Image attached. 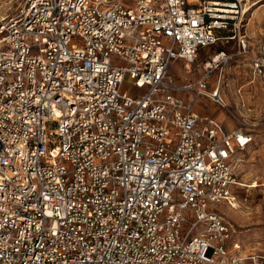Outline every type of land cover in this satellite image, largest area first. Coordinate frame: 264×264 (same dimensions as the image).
I'll return each instance as SVG.
<instances>
[{"label":"built area","instance_id":"2783aa9c","mask_svg":"<svg viewBox=\"0 0 264 264\" xmlns=\"http://www.w3.org/2000/svg\"><path fill=\"white\" fill-rule=\"evenodd\" d=\"M132 2L0 0V264H247L217 207L246 200L253 133L176 94L226 108L232 53L181 82L169 67L233 39L253 80L264 37L242 0Z\"/></svg>","mask_w":264,"mask_h":264},{"label":"rangeland","instance_id":"374dc122","mask_svg":"<svg viewBox=\"0 0 264 264\" xmlns=\"http://www.w3.org/2000/svg\"><path fill=\"white\" fill-rule=\"evenodd\" d=\"M242 1L244 7L250 8L244 12L241 30L264 35V0ZM124 3L133 2L124 0ZM221 48L232 53L224 66L221 85V94L227 103L223 109L227 115V124L250 130L253 141L247 150L240 153L242 161L237 169L242 185H238L236 191L239 197L246 196V200H243L240 207L232 209L222 204L218 206L235 227L230 242L231 250L244 256L245 263L251 264L247 258L249 253H264V74L252 80L247 59L234 53L233 39H219L201 49L197 59L188 68L181 63L177 73L180 76L197 77L201 70L200 61ZM255 181L259 185L251 187Z\"/></svg>","mask_w":264,"mask_h":264},{"label":"crops","instance_id":"0c3cea01","mask_svg":"<svg viewBox=\"0 0 264 264\" xmlns=\"http://www.w3.org/2000/svg\"><path fill=\"white\" fill-rule=\"evenodd\" d=\"M263 37H264V35L260 36L259 34H257L256 39L253 40V43H255L257 40H260ZM181 63H183L185 67L187 66V65H185L184 60L177 59V60L173 61L171 63V65H170V67H169V72L179 82H181L182 80H185L187 78H191V77H187V76H180V75H178L177 68L180 67V64ZM212 84H213V82H212ZM176 94L182 96L183 97V100L185 102H191L193 108L197 112H199V113H201L203 115L212 116V117L216 118L217 120L225 123L226 126L232 127L229 124H227V121H226V119H227L226 116L227 115H226L225 110H223L224 108H222L219 105H217L212 99H209V98L204 97V96H197L194 99H190V94L188 92H184V91H176ZM216 108L218 109V111H216ZM255 182H257V181H255ZM241 185H242V183H241ZM235 190H237V188H235ZM217 208H218L219 211H221L222 213H224L223 210L220 208V206H218ZM224 215H225V213H224Z\"/></svg>","mask_w":264,"mask_h":264},{"label":"bare ground","instance_id":"6f19581e","mask_svg":"<svg viewBox=\"0 0 264 264\" xmlns=\"http://www.w3.org/2000/svg\"><path fill=\"white\" fill-rule=\"evenodd\" d=\"M249 8H250V6H246V7L244 8V11L248 10ZM258 185H259V183L254 182L251 186H252V187H255V186H258Z\"/></svg>","mask_w":264,"mask_h":264}]
</instances>
